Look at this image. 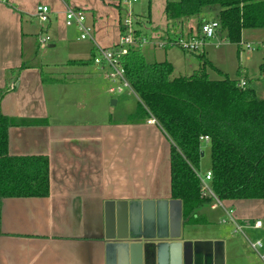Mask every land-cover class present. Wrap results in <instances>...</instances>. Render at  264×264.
Instances as JSON below:
<instances>
[{
    "label": "crops",
    "instance_id": "obj_1",
    "mask_svg": "<svg viewBox=\"0 0 264 264\" xmlns=\"http://www.w3.org/2000/svg\"><path fill=\"white\" fill-rule=\"evenodd\" d=\"M40 5L51 10L47 24L36 17ZM68 6L91 10L98 21L94 0H0L2 112L42 121L12 127L9 153L50 160L49 197L0 200V264H146L141 255L146 251L154 264H177L189 251L210 264H264V200L223 201L225 209L212 202L196 212V223L187 225L182 216L178 227L182 208L171 197V141L161 127L136 111L120 121L104 106L103 115L91 121L90 99L102 100V82L96 79L110 82L94 63L73 64L91 61L95 48L66 26ZM214 20L203 13L176 25L183 31L186 23L190 35ZM100 22L105 25L100 23L99 41L114 48L108 32L101 36L102 26L109 25L102 15ZM42 36L51 38L45 46ZM254 44L260 49L250 51L248 45ZM47 46H59L65 61H48L41 51ZM211 54L219 59H207L218 70H209L211 78L249 83L264 98V29L243 31L240 45L218 31L198 55ZM227 54L238 58L236 67H226ZM87 66L97 69L87 71ZM225 210L233 212L243 233L235 232ZM256 221L261 228L254 227ZM258 241L263 247L255 251L252 244Z\"/></svg>",
    "mask_w": 264,
    "mask_h": 264
},
{
    "label": "trees",
    "instance_id": "obj_2",
    "mask_svg": "<svg viewBox=\"0 0 264 264\" xmlns=\"http://www.w3.org/2000/svg\"><path fill=\"white\" fill-rule=\"evenodd\" d=\"M213 7L220 9L219 32L231 44L240 45L245 30L264 29V0L167 1L165 15L177 23ZM91 63L93 59L73 64ZM121 65L139 98L136 114L148 120L152 115L171 141V197L181 202L185 224L196 223V212L213 201L203 196L197 175L203 153L201 137H209L211 187L218 199L264 200V98L249 83L241 87L228 76L211 78L209 70H218L207 60L193 75L172 78V63H150L136 47L128 48ZM5 94L0 88V200L47 198L49 157L9 153L12 127L42 121L5 116L1 108Z\"/></svg>",
    "mask_w": 264,
    "mask_h": 264
},
{
    "label": "rangeland",
    "instance_id": "obj_3",
    "mask_svg": "<svg viewBox=\"0 0 264 264\" xmlns=\"http://www.w3.org/2000/svg\"><path fill=\"white\" fill-rule=\"evenodd\" d=\"M117 2H110L104 3L100 0H94L98 4V9L95 10V15L98 16V23L94 22V15L91 10H84L83 8L79 7V10L84 12L85 18L87 20V24L90 25L94 30V36L96 44L101 49H108L99 41V30L100 25H105V23H101V15L104 18V21H107L109 24L107 26H102L104 31L101 33V36L104 32H108L109 35L105 34L107 40L115 39V44L118 45L123 37L128 36V32L125 28H121L125 20L128 16H131L132 19V27L135 32H138L137 35L140 37V41L138 42L136 48L140 49L145 59L150 63H160V62H170L174 66V73L172 78H179L193 75L198 69L200 68L199 65L201 62L207 59H214V61L219 62L218 58H215L214 54L210 56H206L205 59L199 58L196 54H189L186 55L184 50L178 46L176 43H171L172 45H168L166 42L174 41L179 42L182 38H187L188 33L186 34L188 27L185 23L184 30L182 31V27L180 24L176 25V23H172L168 21L165 15V7L167 1H179V0H139L136 3H130L129 0H116ZM218 7H213L207 9L204 14L208 19L213 18L217 19V15L219 13ZM107 15H109V19H107ZM120 20V23H118ZM142 22V23H140ZM101 23V24H100ZM171 23V24H169ZM47 24V23H45ZM224 35V34H223ZM215 39V38H214ZM80 41V39L78 38ZM81 44V43H80ZM88 44V43H87ZM86 43L82 42V47L87 46ZM92 44V43H91ZM94 46V44H92ZM256 46V47H255ZM258 44H254V49L259 50ZM263 46V45H262ZM261 46V47H262ZM95 48V57H100V52L98 51L97 47ZM124 49L128 50L129 46H124ZM230 48V47H228ZM59 46H54L53 48L42 47L41 51H44V57L48 59V61L53 60L55 63L61 64L63 63V52L59 51ZM58 50V51H57ZM245 50L246 46H245ZM201 54V53H200ZM244 54V52H243ZM243 62L245 61V55H243ZM188 61H186V60ZM227 66L229 69L231 67H236L238 63V58H235L231 55L227 54ZM247 63V60H246ZM59 67V66H58ZM62 67V66H60ZM95 66H87L83 67L86 68L87 71L94 70ZM98 67V66H97ZM99 68V67H98ZM73 70L81 69V68H72ZM97 69V68H96ZM253 69V68H252ZM77 71V70H76ZM227 73L231 71L225 70ZM96 75V74H95ZM232 77V76H231ZM98 78V77H97ZM101 80L102 83L99 82V86L101 91L102 100L98 96H93L90 100V104L87 108H90V116L91 121H97L99 117L103 115L105 112L103 108L106 109L111 113L112 117L115 119H119L120 121H124L125 119L129 118L130 113H134L137 109L139 98L135 93L130 92V90L125 89L122 93H111L110 92V84L105 83L104 78L96 79ZM105 84V85H104ZM104 85V86H103ZM115 100L118 102L117 106L112 105V101ZM66 109L67 113H72L73 109ZM66 115V113H65ZM68 116V114L66 115ZM51 119V118H50ZM155 125V124H154ZM166 140V139H165ZM167 142V141H166ZM167 146V145H166ZM201 149L204 155L200 161V170H198V174L201 178H204L206 173L211 170V148L207 142L201 143ZM225 219H228V216H224ZM246 233V232H245ZM252 237H250L251 239Z\"/></svg>",
    "mask_w": 264,
    "mask_h": 264
},
{
    "label": "built area",
    "instance_id": "obj_4",
    "mask_svg": "<svg viewBox=\"0 0 264 264\" xmlns=\"http://www.w3.org/2000/svg\"><path fill=\"white\" fill-rule=\"evenodd\" d=\"M4 2L6 0H3ZM139 0H129L130 3H136ZM51 10L48 6L40 5L37 8L36 17L39 19L40 23L45 24L50 22ZM65 23L67 27H75L79 32V39L81 41H89L94 46L97 47L100 52V57H94L93 62L96 66H98L102 70V74L105 78L110 82L111 93H122L125 89L130 90V92L135 93L132 89L129 81L126 78V73L124 68L121 65V59L126 54L127 50L124 49V46L136 47L135 45L141 40L140 37L137 36V33L133 30L132 27V19L129 15L125 22L122 24L123 28L127 30L129 33L127 37H123L118 45H115L114 48L101 49L97 46L94 36L93 28L87 24V20L85 18L84 12L82 10L75 9L73 7L68 6L65 11ZM220 29V23L217 20L210 21L201 26L200 31L194 34H190L187 38H182L179 42L169 41L166 42L168 45H172L171 43H176L180 46L185 52L189 53H202L203 47L207 41L213 40L217 36V32ZM51 41L49 36H42L40 38V44L45 46ZM248 49L250 51H254V47L248 45ZM245 82L241 83L240 86L244 87ZM148 124H155L157 120L151 115V118L148 120ZM202 142H209V137H201ZM201 183H202V194L204 197L212 198L213 203L219 205L223 209L224 203L216 196L215 192L211 187V181L213 178L212 172L209 171L206 173L204 178H201L197 173ZM228 216V221L232 222L235 226V232L243 233V228L237 223L235 220V215L232 211H226ZM255 228H261L262 222L256 221L254 224ZM252 247L255 251H259L262 249L263 244L258 241L252 244ZM264 259V255H262Z\"/></svg>",
    "mask_w": 264,
    "mask_h": 264
},
{
    "label": "water",
    "instance_id": "obj_5",
    "mask_svg": "<svg viewBox=\"0 0 264 264\" xmlns=\"http://www.w3.org/2000/svg\"><path fill=\"white\" fill-rule=\"evenodd\" d=\"M112 105L115 106L116 105V101L113 100L112 101ZM202 156L204 155V153L201 154ZM178 204L180 205V207L182 208V204L180 201H177ZM180 214L178 215V219H177V226H180L181 223V218L183 216V209L181 212H179ZM133 226V225H132ZM144 226L147 227V221L144 222ZM142 256H145V262L146 264H154L153 259L151 258V256L149 255V252L146 251L143 253H141ZM177 264H210L209 261L207 260L206 257L201 256L199 258H195L193 253L191 251L187 252L186 255L184 256V258L182 259V261L177 262ZM214 264H219L218 261L216 260Z\"/></svg>",
    "mask_w": 264,
    "mask_h": 264
}]
</instances>
